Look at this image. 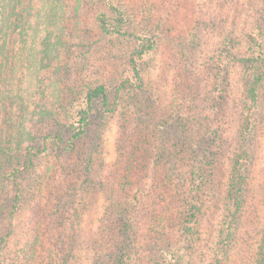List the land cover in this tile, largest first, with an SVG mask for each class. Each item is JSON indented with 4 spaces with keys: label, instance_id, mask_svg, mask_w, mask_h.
<instances>
[{
    "label": "rangeland",
    "instance_id": "1",
    "mask_svg": "<svg viewBox=\"0 0 264 264\" xmlns=\"http://www.w3.org/2000/svg\"><path fill=\"white\" fill-rule=\"evenodd\" d=\"M126 1L130 6L133 25L139 27L138 29H148L150 34L154 32L157 42L155 49L143 63L145 90L138 92L135 97L123 96L117 111L105 122L99 159H103L100 174L104 176L111 169L116 172L117 168L125 166L133 159L140 162L139 158L142 157L143 160L144 154L152 155L149 159L150 166L143 170L145 189L139 188V181L132 179L135 184L132 191L140 197L139 202L130 205V209L133 208L131 212L137 231V245L140 247L139 263L153 264L151 259L155 258L159 264L161 260L167 263L171 257L168 255L170 249L185 241L186 248L196 250L194 264H259L264 246V83L261 87L259 122L251 134L253 161L242 195L237 228L228 246L221 241V229L226 226L232 204L228 178L231 159L238 148L237 132L244 75L241 62L230 60L228 57H233L232 54L238 57L244 55L247 49L246 32L258 15L255 9L259 2ZM72 5V0H11L9 11L12 12L16 6L19 10L23 9L18 15V22L30 24L25 52L15 49L18 61L22 64L19 76L24 86H30L32 89L34 77H27L33 73L35 64L29 71L24 68L25 65L37 63L39 60L41 43L47 32L57 31L59 36L62 32L61 25L74 26L73 23L77 24V21L81 22V25L88 21L89 26H97L95 10L86 9L73 21L71 16L63 18L64 14L73 9ZM238 11L242 13L240 19L236 17ZM13 16L14 14L10 19ZM54 19L58 20L57 23L51 24ZM227 34L234 36L232 54L228 57L225 52ZM58 39L60 38L54 41ZM123 45L128 47L126 42L122 43ZM120 47L116 51L101 52L98 49L95 52L91 57L92 63L87 66H91L89 73L93 79L100 77L105 68L110 70L112 78L123 72L126 62ZM64 55L67 57L65 53L60 54V63L66 59ZM83 73L87 75L86 70ZM25 96L29 98L30 95ZM4 114L5 110L2 111V118ZM193 122L195 137L200 139L204 135L207 136L205 144L208 142L210 150L209 157L205 160L210 165V172L213 168L216 175L214 180L205 186L203 182L201 184V177L197 172L202 155L197 159L196 153L193 155L192 151H189L194 140L189 134V125ZM3 124L4 122L1 123L0 132ZM142 135L145 137L144 141L140 140ZM136 140L142 143L139 144ZM170 145L173 147L171 149H177L174 154H169ZM180 156V164L171 168L178 160L176 157ZM41 161V165L38 163L36 168L38 170L31 172L34 179L27 188L28 197L16 221L17 237L7 243L6 264H19L24 250L32 248L38 202L43 200L51 189L44 186V180L36 182L35 179L46 172V169L41 168H45L46 164L51 169L50 173L46 172L48 180L52 179L58 170L55 156ZM142 167L137 168L135 172ZM116 178L126 181L131 175L124 176L117 171ZM105 191L107 190L95 193L94 204L89 206L90 212H87L84 220L87 229L100 221L102 213L110 205ZM144 191L147 194L143 195ZM51 207L52 201L49 209ZM159 212H164L161 217L169 216L171 219L166 228L168 240L171 242L165 240L162 244L165 252L162 254L161 249L159 251L160 243L155 245L149 240L152 232L150 226L160 232L161 229L165 230L156 227L158 224H150L153 217H156L155 222L160 220ZM78 264L91 263L81 260Z\"/></svg>",
    "mask_w": 264,
    "mask_h": 264
},
{
    "label": "trees",
    "instance_id": "2",
    "mask_svg": "<svg viewBox=\"0 0 264 264\" xmlns=\"http://www.w3.org/2000/svg\"><path fill=\"white\" fill-rule=\"evenodd\" d=\"M72 1L74 10L64 14L63 18L71 16L73 21L86 9L95 10L97 26H89L88 21L81 25L77 21V24L73 23L74 26L61 25L59 36L57 31L47 32L41 43L39 60L24 68L29 71L35 64L33 73L27 77H34L31 89L21 83L19 69L22 64L15 52L17 48L25 52L30 24L18 22V15L23 9L19 10L16 6L10 12L11 0H0V126L4 122L0 132V264L7 262V243L17 237L16 221L28 197L27 188L34 179L31 172L38 170L36 168L38 163L41 165L42 159L46 160L52 155L56 158L58 170L48 180L47 173L51 169L45 163L46 167L41 168L46 169L47 173L35 179L36 182L44 180V186L51 189L38 202L32 248L24 250L19 264H78L81 260H88L91 264H140V247L137 245V231L131 212L133 208L130 209V205L140 201V197L132 191L135 187L133 181H139V188L145 189L143 170L150 166L152 155L144 154L143 160L139 158L140 162L133 159L117 168L122 175H131L126 181L117 179V171L112 172V169L102 176L100 164L103 159L99 158L107 118L117 111L123 96L135 97L145 90L143 63L155 49L157 39L154 32L150 34L148 29H138L133 25L126 0ZM256 1L259 2L255 9L258 15L246 32L247 49L242 57L231 52L234 36L227 34L225 37L227 57L232 54L233 57L228 58L241 62L244 68L238 148L233 153L228 178L232 204L226 226L221 229V241L226 246L237 228L242 195L253 161L251 134L261 114L264 0ZM12 14L14 16L10 19ZM241 14L238 11L236 17L240 19ZM57 21L54 19L51 24ZM56 38L60 39L54 41ZM124 42L128 44L127 48L122 46ZM119 46L126 62L123 72L112 78L110 70L105 68L100 77L93 79L89 73L91 66L87 67L92 63L91 57L98 49L111 52L118 50ZM62 53L67 57L64 55L66 59L60 63ZM54 62L56 64L52 65ZM84 70L87 75H84ZM25 94H29V98ZM184 123L187 124L186 121ZM189 126V134L194 139L189 151L193 155L196 153L197 159L202 155L197 172L201 184L203 182L205 186L216 176L213 168L210 172V165L205 160L210 150L208 142L205 144L207 136L196 138L195 122ZM140 140L144 141L145 137L142 135ZM140 140L136 142L142 143ZM171 148L170 145L169 154H174L177 149ZM181 158L176 157L178 160L171 168H176ZM140 166H143L141 170L135 172ZM104 189L107 190L110 205L102 213L100 221L87 229L84 220L87 212H90L89 206L94 204L95 193ZM145 194L146 191L143 192ZM51 201L52 207L49 209ZM159 213L160 217L164 215V212ZM155 218L150 220V224H158L156 227L165 230L161 229L160 232L150 226L152 232L149 240L155 245L160 243L159 251L161 249L162 254L165 252L162 244L168 240L167 224L171 223V219L165 216L155 222ZM186 247L185 241L173 247L168 253L170 261L166 263L161 260V255L160 264H194L196 250L191 251ZM151 260L153 264H159L156 258ZM259 264H264V246Z\"/></svg>",
    "mask_w": 264,
    "mask_h": 264
}]
</instances>
